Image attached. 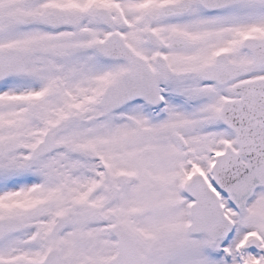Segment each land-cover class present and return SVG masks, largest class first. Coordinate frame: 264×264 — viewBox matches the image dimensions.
Segmentation results:
<instances>
[{
	"label": "snow or ice",
	"instance_id": "6c2138e0",
	"mask_svg": "<svg viewBox=\"0 0 264 264\" xmlns=\"http://www.w3.org/2000/svg\"><path fill=\"white\" fill-rule=\"evenodd\" d=\"M0 264H264V0H0Z\"/></svg>",
	"mask_w": 264,
	"mask_h": 264
}]
</instances>
